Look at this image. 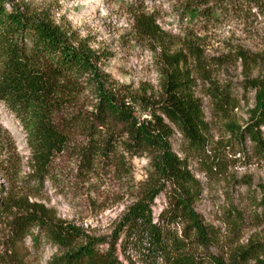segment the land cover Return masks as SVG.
Returning <instances> with one entry per match:
<instances>
[{"label":"rangeland","instance_id":"374dc122","mask_svg":"<svg viewBox=\"0 0 264 264\" xmlns=\"http://www.w3.org/2000/svg\"><path fill=\"white\" fill-rule=\"evenodd\" d=\"M25 14L48 18L70 38L97 54L107 86L160 91L163 82L161 52L183 51L195 80L207 125L206 145L190 148L175 131L171 145L197 181L193 208L204 224L215 229L216 241L208 249L186 240L182 251L198 264L213 258L228 259L251 243H264V156L243 133L254 108V91L247 82L264 80V0H8ZM139 15L155 19L163 43L141 36L134 22ZM199 55L196 59L187 49ZM204 69V77L200 70ZM211 88L226 90L230 103L222 111ZM76 105L88 115L96 102L92 86L77 82ZM67 117H58L62 126ZM63 120V121H62ZM69 124V123H68ZM64 127V126H63ZM68 148L55 155L45 173L32 161L24 125L0 102V200L18 213V206L41 205L55 220L75 225L112 249L118 264H173L171 240L182 236L183 225L166 213V188L151 206L153 223L165 235L167 256L150 245L147 237L113 238L127 209L137 201L151 173L146 156L96 155L84 166L78 151L86 146L85 129L64 128ZM99 142L122 128L112 123L97 127ZM264 139V128H261ZM124 161V162H122ZM14 211L12 213H14ZM13 214L0 210V264H51L62 252L38 236L33 228L21 242L9 226ZM36 238V239H34Z\"/></svg>","mask_w":264,"mask_h":264},{"label":"trees","instance_id":"16d2710c","mask_svg":"<svg viewBox=\"0 0 264 264\" xmlns=\"http://www.w3.org/2000/svg\"><path fill=\"white\" fill-rule=\"evenodd\" d=\"M7 2L0 0V102L24 125L38 174L42 176L53 157L68 148L64 128L73 126L86 130V146L78 151L86 167L96 155L109 156L116 147L125 155L146 156L151 168L148 184L123 215L111 244L115 246L122 233L126 237H147L151 246L167 256L165 235L162 228L153 223L151 206L169 188L166 213L173 222L183 225L182 236L171 240L176 256L170 260L173 264H198L193 256L182 252L186 247L184 243L188 240L208 249L214 245L216 233L195 212L197 181L171 145L175 131L195 151L206 145L207 125L201 100L195 96L196 84L187 66V54L163 47V82L157 93L133 90L125 85L108 87L95 52L83 45L74 47L68 35L46 17L25 14L18 6L6 9ZM134 26L141 36L164 44L163 32L154 18L139 15ZM187 52L199 59L191 49ZM200 74L207 79L203 68ZM77 82H86L93 88L96 102L88 115L75 107ZM246 84L254 91V108L243 133L264 156L261 133L264 128V80ZM210 93L220 110L230 103L231 97L226 90L211 88ZM59 116L67 117L62 126L57 123ZM107 123L120 126L122 135L115 139L110 134L101 143L97 127ZM18 207L17 213L7 201L0 200V210L13 214L9 224L13 238L21 242L36 228L38 236L62 252L51 264H118L111 248L99 249L104 243L101 239L86 235L75 225L55 220L41 205ZM211 264H264V243H251L233 252L228 259L213 258Z\"/></svg>","mask_w":264,"mask_h":264}]
</instances>
